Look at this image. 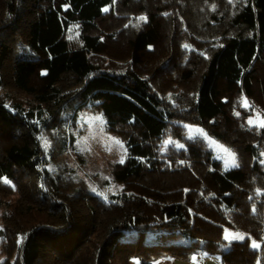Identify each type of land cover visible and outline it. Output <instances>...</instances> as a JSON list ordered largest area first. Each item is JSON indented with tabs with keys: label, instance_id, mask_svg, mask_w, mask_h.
<instances>
[{
	"label": "rangeland",
	"instance_id": "obj_1",
	"mask_svg": "<svg viewBox=\"0 0 264 264\" xmlns=\"http://www.w3.org/2000/svg\"><path fill=\"white\" fill-rule=\"evenodd\" d=\"M16 1L8 4L9 0H0V41L6 48L0 66V101H20L27 108L55 83L61 96L54 101L59 98L66 102L46 106L50 118L39 136V154L44 159L39 164L49 176L43 178L35 167H15L13 177L4 176V155L12 149L26 155L33 143L27 140L25 128L7 120L0 110V264L74 262L91 241L102 239L107 226L117 223L124 213H137L140 221L152 225L150 228L158 227L165 216H170L167 211L171 205L183 200L188 204L185 228L190 235L179 234L175 226L167 225L169 221L161 223L164 234L158 239L146 241L135 232L130 237L123 235L120 240L130 264H219L210 255L204 257L206 260L187 261L185 257L214 250L218 243L232 248L227 264H264V224L256 234L243 230L254 225L245 210L264 209V141H253L261 128L258 125L264 122V53L254 63L250 93L222 77L216 80L214 99L222 110L217 117L220 129L207 115L197 120L186 110L199 84L202 59L220 41L223 28L215 25L210 15H220L226 9L230 16L236 3L245 0H113V5L103 9V15L93 24L71 18L59 35L46 30L34 57V68L22 80L14 68L20 64L16 62L17 55L27 41L25 20L32 14L28 10L30 0H18L22 11L15 15L18 27L13 29L9 14L15 12L19 4ZM47 2L39 0L42 6ZM62 2L51 3L57 8ZM140 35L148 40L139 45ZM85 36L93 39L87 53L80 49L84 48ZM150 43L153 46L147 47ZM53 48L57 49L55 54L50 51ZM79 51L84 53V59L72 57L81 55ZM70 59L77 63L69 65ZM87 62L90 67L135 74L147 81L150 91L169 104L176 115L159 135L149 137L147 126L141 122L130 124L117 114L106 117L101 100L108 104L107 94H100L99 100L77 111L79 99L74 98V91L81 83L73 68H83ZM215 132L222 134V140L212 134ZM61 136L71 139L66 150L61 148ZM246 141L258 144L257 160L246 154ZM233 156L238 166H233ZM253 166L260 173L253 170L246 184L235 186L237 190H248L238 191L235 196L251 201L247 206L236 201L232 209L238 211L236 215L225 207L231 201L228 196L232 195V187L220 178L219 172L239 167L248 171ZM123 192L133 199L119 204L116 197ZM207 195L210 204L206 198L196 201ZM53 199L58 200L55 207L51 206ZM26 206L43 210L53 230L33 233L36 250L30 263L21 261L29 222L23 215ZM237 234L244 238L233 239ZM254 241L260 246L254 248Z\"/></svg>",
	"mask_w": 264,
	"mask_h": 264
},
{
	"label": "trees",
	"instance_id": "obj_2",
	"mask_svg": "<svg viewBox=\"0 0 264 264\" xmlns=\"http://www.w3.org/2000/svg\"><path fill=\"white\" fill-rule=\"evenodd\" d=\"M12 0H9L8 4H11ZM21 3L24 0H19ZM45 5H41L39 0H30L31 8L29 13L32 16L25 20V26L27 28V41L25 46L21 49V54H18L16 62L20 63L15 66V75L18 79H23V76L34 68V61L37 57L36 51L41 47V42L45 37L46 30H50L52 33L57 35L61 34L62 26L69 22V19L73 18L77 22H83L85 24H93L96 19H99L103 15V9L110 8L113 5V0H63L57 8L52 5V0H47ZM18 2V0L16 1ZM20 2L16 5V10L11 16V26L13 29H17L18 25L15 20V15L19 13ZM22 11V10H21ZM229 11V10H228ZM59 12H64L60 15ZM225 9L220 15L213 13L210 17L216 21L215 25L221 26L223 29L220 31L219 43L215 46H211L206 53L205 58L202 59L203 70L200 72V79L197 90L194 97L191 98L190 103L187 104L186 110L192 114L191 118L200 120L202 116L207 115L208 118L212 119V123L218 125V118L222 112L221 107L215 101L216 91V80L222 77L229 83H236L243 90L246 89L250 93L249 83L250 76L254 72V63L262 57L264 53V0H245L239 1L233 9L232 15H227ZM65 15V16H64ZM177 15V14H176ZM174 15V17L176 16ZM174 17L172 22L177 24ZM206 26H208L206 24ZM141 43L144 40H148L145 36H139ZM145 38V39H144ZM143 39V40H142ZM93 40L85 36L83 41L84 48H80L87 53L89 41ZM137 41V40H136ZM95 45V43H94ZM0 66L6 53L4 44L0 41ZM148 46H153L151 43ZM52 53H56L57 49H50ZM80 52V51H79ZM73 54L72 57H80L84 59V53ZM55 56V55H54ZM83 57V58H82ZM86 60V59H85ZM69 65H74L77 62L74 59L69 60ZM79 65V64H78ZM70 68V66H68ZM77 69V70H76ZM74 70L77 80L81 83L79 89L74 91V98L79 99L76 106L77 111H80L90 103L99 100L100 94H107L109 98L108 104H104L101 100V107L106 117L110 118L112 114H117L123 117L130 124H136L141 122L145 125L147 131L146 136L149 137L159 135L166 125L174 118L176 111L171 110L169 104L160 100L156 94L150 91L149 83L137 77L135 74H128L126 72L107 71L100 69L99 67H90L87 64L82 68L81 66ZM25 91V90H24ZM27 90L25 91V93ZM57 84L52 83L49 86V91L45 94H39L36 104L25 108L20 101H10L3 99L0 101L1 113L5 114L6 119L11 122L17 123L19 127H24L26 130L25 135H29L30 148H27L26 156L23 154L24 151L20 149H12L4 155L5 172L4 176L13 177L15 167H35L37 172L44 176H49L46 169L40 167V160L43 159V154H39L42 147L40 146L39 136L43 133L49 122L50 114H48L47 105L59 104L66 102L61 101L59 98L55 102L56 97H60L61 94ZM264 96V92L261 93ZM73 95V94H72ZM57 103V104H58ZM74 117V114H72ZM203 118V117H202ZM256 132V131H255ZM217 139L222 140V134L220 132L212 133ZM257 134L255 133L253 141L262 142L264 141V127H261ZM62 150H66L67 145L71 139L68 140L66 136H61ZM255 139V140H254ZM246 141L245 152L253 158L258 154L257 146L255 142ZM257 147V148H256ZM22 151V152H21ZM136 155H139L136 152ZM254 160H257L256 158ZM139 163V162H138ZM140 164H138L139 166ZM250 168V167H249ZM256 170V166L251 167V170L245 171L239 167L237 169H229L226 172H219V176L222 180L228 183L229 188L232 187V195L228 196L231 199L230 202H226L225 207L232 213L235 212L234 206L240 201L243 206H247L248 199L243 200L242 197L235 196L236 192H247L237 190L235 187L239 183L246 184L248 178L251 179L252 171ZM259 174L256 170L254 172ZM264 175V171L261 172ZM52 180L54 178H51ZM54 182V181H53ZM242 184V185H243ZM249 185V184H248ZM235 187V188H234ZM228 188V189H229ZM54 190V188H52ZM234 192V193H233ZM44 191L41 192V198H44ZM213 193H210L212 195ZM215 194V193H214ZM242 194V193H241ZM209 195V194H208ZM201 196L197 202H203V198H206L205 202L210 204V197ZM111 197V195H110ZM217 198V197H216ZM248 198V197H247ZM250 198V197H249ZM55 199V198H54ZM50 200L51 206L55 207L58 205V200ZM117 202H127L133 199L130 194L123 192L116 197ZM218 201L219 198H217ZM224 201V200H223ZM237 201V202H236ZM221 202V201H220ZM120 204V203H119ZM118 204V205H119ZM216 208L219 205H214ZM167 213L170 216H165V220L162 222H168L167 225L175 226L178 233L182 235H190L186 230L188 204L186 201H179L171 205ZM250 207V206H249ZM248 218L254 220L252 228L243 229L253 234H256L260 229L261 225L264 224V209L260 208V212L257 209L245 210ZM131 212V211H130ZM124 213L118 220L117 223L107 226V231L102 239L98 241H91V246H88L85 251L78 254L74 262L68 264H114L120 261L121 264H130L127 260V251L120 238L123 235L130 237L134 232L141 233L144 240L148 241L151 238L158 239L157 237L164 234V227L161 223L158 227L152 226L148 222L140 221V217L134 212ZM21 213V211H20ZM221 215V211L219 212ZM245 212H243L244 214ZM29 220L26 227L25 239L21 246L22 262L26 260L27 263L31 262L33 252L36 250V244L34 243L33 233L39 231L53 230L48 224L50 222L44 214L43 210L34 208L33 206H26L24 214ZM20 215L19 217H21ZM245 216V215H244ZM17 220V219H16ZM173 222V223H170ZM26 226V224H24ZM264 226V225H262ZM172 228V227H170ZM242 230V229H241ZM28 231V232H27ZM120 235V237H119ZM199 241V240H197ZM204 240H202L203 244ZM156 241L151 243L155 244ZM150 244V245H151ZM164 244V243H163ZM178 244L189 246L187 243L173 242ZM219 248V243L215 244ZM203 247V246H202ZM220 254L223 258L228 257L230 250L222 248ZM30 258V259H29ZM140 264V263H139Z\"/></svg>",
	"mask_w": 264,
	"mask_h": 264
},
{
	"label": "crops",
	"instance_id": "obj_3",
	"mask_svg": "<svg viewBox=\"0 0 264 264\" xmlns=\"http://www.w3.org/2000/svg\"><path fill=\"white\" fill-rule=\"evenodd\" d=\"M219 248H220V250L222 248L227 249V250H231L232 249L229 245H224V244L219 246ZM219 248L215 245L214 250L210 249V251H207V252L206 251L197 252V253H194L191 256L188 255V256H185V257H188L187 261H191V259H196V258H201L200 260H202V259L206 260V258H204V257L206 255H210V256L214 257V259H216L215 262H217L219 264H223L224 262H226L227 259L223 258V256L220 254Z\"/></svg>",
	"mask_w": 264,
	"mask_h": 264
},
{
	"label": "snow or ice",
	"instance_id": "obj_4",
	"mask_svg": "<svg viewBox=\"0 0 264 264\" xmlns=\"http://www.w3.org/2000/svg\"><path fill=\"white\" fill-rule=\"evenodd\" d=\"M141 19H146V18L141 17ZM244 106H247V101H246V100L244 101ZM249 123L251 124L252 121L250 120ZM258 126H260V127H264V122H261ZM199 131L202 132V130H199ZM205 135H206V134H205ZM121 163H123V160H121ZM233 166H238V165L235 164V157H234V156H233ZM4 182H5V183H9V181H7V179H5ZM225 238L228 239L229 237L226 235ZM232 238H233V239H243L244 237H243V236H240V235L237 234V235H234ZM259 246H260V245L257 244L255 241L253 242V247H254V248H257V247H259Z\"/></svg>",
	"mask_w": 264,
	"mask_h": 264
},
{
	"label": "clouds",
	"instance_id": "obj_5",
	"mask_svg": "<svg viewBox=\"0 0 264 264\" xmlns=\"http://www.w3.org/2000/svg\"><path fill=\"white\" fill-rule=\"evenodd\" d=\"M224 263H227V262H224ZM224 263H223V264H224Z\"/></svg>",
	"mask_w": 264,
	"mask_h": 264
},
{
	"label": "built area",
	"instance_id": "obj_6",
	"mask_svg": "<svg viewBox=\"0 0 264 264\" xmlns=\"http://www.w3.org/2000/svg\"><path fill=\"white\" fill-rule=\"evenodd\" d=\"M224 264H227V263H224Z\"/></svg>",
	"mask_w": 264,
	"mask_h": 264
}]
</instances>
